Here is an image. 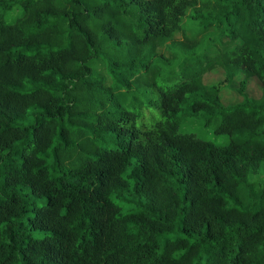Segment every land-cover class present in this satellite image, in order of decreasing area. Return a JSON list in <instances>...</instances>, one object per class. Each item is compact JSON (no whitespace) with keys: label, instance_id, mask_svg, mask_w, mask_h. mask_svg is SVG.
<instances>
[{"label":"trees","instance_id":"trees-1","mask_svg":"<svg viewBox=\"0 0 264 264\" xmlns=\"http://www.w3.org/2000/svg\"><path fill=\"white\" fill-rule=\"evenodd\" d=\"M0 264H264V0H0Z\"/></svg>","mask_w":264,"mask_h":264},{"label":"rangeland","instance_id":"rangeland-1","mask_svg":"<svg viewBox=\"0 0 264 264\" xmlns=\"http://www.w3.org/2000/svg\"><path fill=\"white\" fill-rule=\"evenodd\" d=\"M19 15L20 14L18 11H14L8 16L7 21L12 22L15 19H17ZM185 25L188 26V22H185ZM175 39L181 40V36L176 35ZM161 52L163 53V51ZM95 70L97 73H102V75L104 74L101 65H98ZM242 79L243 77L239 76L235 78V80L231 85L226 86L225 88L222 89L220 93V99L224 107H233L242 102V99L238 94L239 83ZM223 80H224V73L222 72L221 69H216L206 74L203 77V84L208 86H214L219 84L220 82H223ZM106 84L109 85L108 79H106ZM245 94L251 99H260L262 92L259 82H257L255 79L249 80L245 89ZM132 95L133 93H131L130 96ZM131 100L132 97L130 98L129 102H131ZM139 100L141 102H144V98H140ZM153 110H155V107L153 108ZM153 110L145 106L143 108L142 115L145 118H148L150 116V111L153 112ZM155 114H156V118H159L158 117L159 113L157 110L155 111ZM179 117L186 119L185 122L179 128L180 133L194 134L200 140L210 142L218 147H224L228 144L227 136H220V137L215 136L213 134L212 129L204 126V123L202 121L189 119L188 114H186L185 112L181 113Z\"/></svg>","mask_w":264,"mask_h":264}]
</instances>
